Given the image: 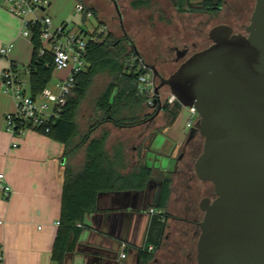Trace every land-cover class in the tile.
<instances>
[{
	"label": "crops",
	"instance_id": "crops-1",
	"mask_svg": "<svg viewBox=\"0 0 264 264\" xmlns=\"http://www.w3.org/2000/svg\"><path fill=\"white\" fill-rule=\"evenodd\" d=\"M78 1L82 0H76V3ZM49 2L47 8L36 9L34 14H48L51 25L64 22L63 7L72 0ZM127 3L129 5V0ZM96 15L103 25L99 13ZM9 42L13 45L7 54L8 59L16 65L19 73L21 64H25L27 71L33 50L30 37L22 34L20 17L9 10L5 0H0V47ZM8 59L0 57V170L4 171L12 192L9 197L0 195V264H57L52 251L59 228L64 168L66 164L74 170L81 167L85 144L65 156L64 143L40 129L29 128L16 135L7 130L5 113L15 109L12 95L5 92L1 84V72ZM63 70L65 77L70 71ZM93 118L94 115L87 117L80 135ZM167 121L168 117L158 115L149 121L153 123L149 127L145 122L121 127L105 121L92 128L87 138L106 128L109 153L113 154L114 147L123 150L125 166L119 167L123 173L143 167L150 177L141 187H119L100 192L95 208L86 211L82 222L78 223L81 228L79 236L65 254L63 264L143 262L146 259L140 255L139 248L152 243L148 236L155 215L150 214V207L168 212L161 232L172 227L176 215L193 218L179 221V225L185 226L193 225L194 220L202 216L199 200L204 191L212 189V184L200 180L192 170L184 172L177 166L176 154L187 135L174 128V121ZM150 127H158V130L151 133ZM78 138L77 135L73 142ZM165 177L170 178V193L164 206L159 207L158 197ZM121 242L127 245L124 258L119 257ZM145 264L174 263L167 251L159 247Z\"/></svg>",
	"mask_w": 264,
	"mask_h": 264
},
{
	"label": "water",
	"instance_id": "water-1",
	"mask_svg": "<svg viewBox=\"0 0 264 264\" xmlns=\"http://www.w3.org/2000/svg\"><path fill=\"white\" fill-rule=\"evenodd\" d=\"M246 31L213 25L210 44L168 76L146 63L133 43L159 79L154 102L159 87L167 85L181 105L194 106L198 114L186 141L197 133L203 137L194 170L212 183L215 197L204 196L199 204L204 214L197 264H264V0H255Z\"/></svg>",
	"mask_w": 264,
	"mask_h": 264
},
{
	"label": "trees",
	"instance_id": "trees-1",
	"mask_svg": "<svg viewBox=\"0 0 264 264\" xmlns=\"http://www.w3.org/2000/svg\"><path fill=\"white\" fill-rule=\"evenodd\" d=\"M178 13H207L217 14L223 5V0H168ZM153 0H129L133 9L149 8ZM93 13H96L90 6ZM162 17V16H161ZM99 23L98 25H100ZM97 25V26H98ZM96 26V27H97ZM30 40L33 45L32 56L28 65V92L35 97L49 85L54 67L51 53L38 55L40 41V26L30 27ZM96 29V28H95ZM89 33V31H83ZM102 39L87 42V65L76 75L75 83L62 106L60 114L47 123L49 131L45 132L65 145L64 155H70L82 144H85V158L81 167L74 170L68 164L64 168V179L61 195V212L59 228L53 244L52 258L57 264H63L64 256L77 240L80 233L78 223L82 222L86 211L95 208L100 192L119 187H141L150 175L143 167L123 173L119 167L125 166L123 150L113 148L110 154L106 148L108 130L90 136L93 127L109 121L115 126L129 127L144 123L152 114L147 96L138 91V75L144 70L139 68L141 61L133 47L128 46V40L123 36L114 38L110 31L101 33ZM98 73H106L109 80L104 89L96 97L93 122L83 134L77 114L88 89ZM181 104L175 100L167 109L168 123L176 118ZM43 132L42 128H38ZM79 136L76 142L74 138ZM119 147V146H118ZM122 153V154H121ZM170 193V178L162 180L158 206H164ZM165 219L155 215L149 228L148 241L158 243L159 236L168 217ZM139 248L141 256L145 255Z\"/></svg>",
	"mask_w": 264,
	"mask_h": 264
},
{
	"label": "rangeland",
	"instance_id": "rangeland-1",
	"mask_svg": "<svg viewBox=\"0 0 264 264\" xmlns=\"http://www.w3.org/2000/svg\"><path fill=\"white\" fill-rule=\"evenodd\" d=\"M82 1L85 5L92 6L93 10L99 13L103 25L107 31L112 33L114 38H121L124 36V33H127L128 46L133 47L134 43L144 61L148 64L155 61L154 63H156L158 67L164 65L163 63L166 59H175V50L171 48V45L173 44L188 43L191 50H197L207 46L211 42L208 37V30L217 22L229 18V11L233 9L231 7L230 9L227 8L226 4L225 9L216 15L208 16L204 13L184 15L178 14L172 4L167 0H153L151 7L140 9L131 8L128 5L127 0H117L122 15L121 24L112 0ZM240 2L242 6L245 7L242 8L241 14L247 20L250 14L249 9L247 8H249L250 5H254V0H249V3L243 1ZM75 5L76 0H72L70 4H66L65 7H63L66 17L63 19L64 22H61L67 23L68 27L77 32L93 31L99 24L96 13H93L90 16H83L81 12L76 11ZM61 22L51 25L50 27L55 28L60 26ZM192 41L195 42L194 47L191 45ZM179 62L180 61H173L168 67L173 70L178 66ZM19 69H21L20 74L25 80V84L28 85L29 71H26L25 64H21ZM64 74L65 70L63 69H53L49 87H51L54 92L58 89L55 83L59 78H63ZM108 80L109 76L106 73H98L95 75L93 83L81 102L77 114L80 129L84 128L87 124V117L96 113V97L104 89ZM28 87L29 86H27V88ZM167 92L169 93L168 86L161 89L163 95H166ZM45 100L48 104V107L46 108L47 111H51L54 103L52 101H47V99ZM41 101L45 102L42 99ZM160 114L164 115L163 112H160ZM197 117L198 114L190 112L188 106L181 105L179 112L174 119V128L176 127V130H180L181 133L186 136L190 129L189 126H186L187 120L192 119L194 122ZM214 196L215 193L212 197Z\"/></svg>",
	"mask_w": 264,
	"mask_h": 264
},
{
	"label": "built area",
	"instance_id": "built-area-1",
	"mask_svg": "<svg viewBox=\"0 0 264 264\" xmlns=\"http://www.w3.org/2000/svg\"><path fill=\"white\" fill-rule=\"evenodd\" d=\"M9 10L20 17L22 23V34L31 35L30 27L38 24L40 26L41 46L38 55L51 53L53 57L54 67L56 69H69V74L60 78L55 85L57 91L54 92L49 85L45 86L42 91L33 97L25 84V80L17 71L16 65L8 59V52L12 47V43H6L0 47V57L8 59V64L1 72V84L5 92H9L15 103V109L5 113V127L12 134L24 133L29 128H42L43 132L49 131L47 123L53 121L59 116L62 106L67 100L76 79V75L86 68L87 65V42L89 39L99 41L102 39L101 33L106 30L105 26L100 24L93 31L85 33L83 31H74L67 26V23H61L60 26L51 28V17L48 14L36 16L35 10L39 8H47L49 0H5ZM76 11L81 12L83 16L93 14L91 9H87L82 1H78L75 5ZM144 70L138 75V91L147 96V102L151 103L157 96L155 92V79L151 70L141 60L139 68ZM44 100L45 102L41 101ZM47 101L54 103L53 109L47 111ZM168 102L176 100L175 96L168 93ZM190 112L196 113L194 106H188ZM192 119L186 123L187 126L193 125ZM12 187L6 180L4 171L0 170V195L9 197ZM151 215H158L161 219H165L163 210L158 207H150ZM121 251L119 257L124 258L127 255L126 242L120 243ZM142 249L151 250L153 243H148L140 247ZM1 258V255H0Z\"/></svg>",
	"mask_w": 264,
	"mask_h": 264
},
{
	"label": "flooded vegetation",
	"instance_id": "flooded-vegetation-1",
	"mask_svg": "<svg viewBox=\"0 0 264 264\" xmlns=\"http://www.w3.org/2000/svg\"><path fill=\"white\" fill-rule=\"evenodd\" d=\"M240 1L248 2L249 0H223V5L220 10L221 12L225 9L226 4H227V8L230 9L231 7L233 9L229 11V14H228L229 18L219 21L216 24L226 23L232 27L233 32H241V33L246 34L247 33L246 26L250 22V16H251V13L255 5V0H254V5H250L249 8H247L250 11V14L247 20L241 14L242 8H245V7L242 6ZM189 14H192V13H189ZM204 14H207V13H204ZM207 15L211 16L209 14ZM123 35L126 39H128L127 33H124ZM191 45L192 47H194L195 42L192 41ZM171 48L175 50V53H176L175 59L164 60V63H163L164 65H161L160 67H158L156 63H154L155 61L153 63H150V64L155 65V67L157 66L156 68L162 76H168L174 70V69L171 70L170 67H168L169 65L173 63V61L181 62L186 56L196 51V50H191L190 45L188 43L173 44L171 45ZM185 48L187 50L184 53V55L179 56L181 53V50ZM149 69L151 70V68ZM158 82H159V79L157 78L155 80V84H157ZM165 86L167 85H162L159 87V92H158L159 98L157 99V101L154 102V100L156 99L155 97L154 100L151 103H149L151 105L149 108V111H151L152 114L145 121V123L148 124V127L153 126V123L150 124L151 122L149 123V121H152L158 115H162L160 114V112H163L164 114L163 116L167 117V113H166L167 109L169 106H171V104H173V102H168L167 100L168 92L166 95H163L161 93V89L164 88ZM150 128H151V133H155L158 130V127H150ZM202 139L203 137L197 133L194 137L190 138L188 141H186V138H185L184 144L178 149L177 154H176L177 166H179L182 171L186 172V171L192 170V172L195 173L194 162H195L196 157L198 156V154L200 153L202 149V145H203ZM214 193L215 192H214L213 185H212V189L210 190L208 189L207 191H204L203 195L200 197L199 204H200L201 199L204 196H208L210 199H213L215 197V196L212 197ZM201 212H202V216L199 219H195L194 224L191 226H185L183 224L179 225V221L180 220L190 221L193 218H186L185 216L181 217L179 215L174 216L176 219L175 220L176 222L166 232L165 231L161 232L158 243L153 244V248L151 250L143 249L145 250L144 251L145 255H143L142 258L146 260L142 259L143 262H140L138 264H145V262L150 259L152 252L159 247L167 251V256L171 259V261L174 264H197V241H198L199 234H200V227L198 223L202 220L204 211L201 209Z\"/></svg>",
	"mask_w": 264,
	"mask_h": 264
}]
</instances>
